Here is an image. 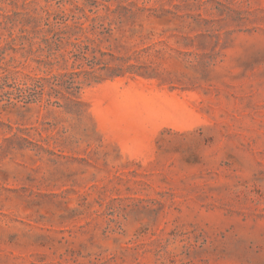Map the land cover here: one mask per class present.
<instances>
[{
    "label": "rangeland",
    "instance_id": "rangeland-1",
    "mask_svg": "<svg viewBox=\"0 0 264 264\" xmlns=\"http://www.w3.org/2000/svg\"><path fill=\"white\" fill-rule=\"evenodd\" d=\"M78 8L137 73L0 95V264H264V0H0Z\"/></svg>",
    "mask_w": 264,
    "mask_h": 264
},
{
    "label": "trees",
    "instance_id": "trees-1",
    "mask_svg": "<svg viewBox=\"0 0 264 264\" xmlns=\"http://www.w3.org/2000/svg\"><path fill=\"white\" fill-rule=\"evenodd\" d=\"M77 10L81 16L73 11L0 15V95L6 106H14L7 88L15 89L16 101L25 105L61 108L65 102L78 106L84 89L107 78L137 73L131 57H115L102 50L107 29L104 16L90 11L94 15L90 18L81 8ZM10 51L21 54L23 61L5 62ZM30 66L34 75L21 72Z\"/></svg>",
    "mask_w": 264,
    "mask_h": 264
}]
</instances>
